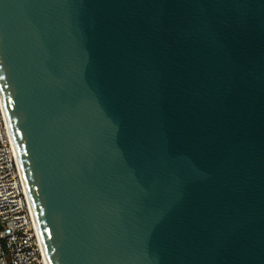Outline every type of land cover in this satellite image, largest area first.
Returning <instances> with one entry per match:
<instances>
[{"label": "water", "instance_id": "95a60500", "mask_svg": "<svg viewBox=\"0 0 264 264\" xmlns=\"http://www.w3.org/2000/svg\"><path fill=\"white\" fill-rule=\"evenodd\" d=\"M0 92L49 264H264V0H0Z\"/></svg>", "mask_w": 264, "mask_h": 264}, {"label": "built area", "instance_id": "2783aa9c", "mask_svg": "<svg viewBox=\"0 0 264 264\" xmlns=\"http://www.w3.org/2000/svg\"><path fill=\"white\" fill-rule=\"evenodd\" d=\"M0 264H48L1 92Z\"/></svg>", "mask_w": 264, "mask_h": 264}, {"label": "bare ground", "instance_id": "6f19581e", "mask_svg": "<svg viewBox=\"0 0 264 264\" xmlns=\"http://www.w3.org/2000/svg\"><path fill=\"white\" fill-rule=\"evenodd\" d=\"M47 257V256H46ZM47 262H48V260H47ZM48 264H49V262H48Z\"/></svg>", "mask_w": 264, "mask_h": 264}]
</instances>
